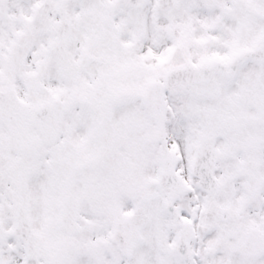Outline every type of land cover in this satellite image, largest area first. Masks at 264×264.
<instances>
[{
    "label": "snow or ice",
    "instance_id": "obj_1",
    "mask_svg": "<svg viewBox=\"0 0 264 264\" xmlns=\"http://www.w3.org/2000/svg\"><path fill=\"white\" fill-rule=\"evenodd\" d=\"M0 264H264V0H0Z\"/></svg>",
    "mask_w": 264,
    "mask_h": 264
}]
</instances>
